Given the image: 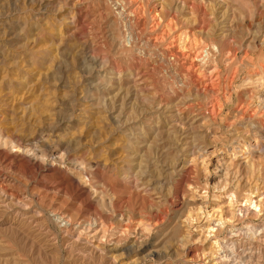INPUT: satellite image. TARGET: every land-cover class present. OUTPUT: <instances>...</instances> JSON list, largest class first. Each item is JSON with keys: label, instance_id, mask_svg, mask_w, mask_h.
<instances>
[{"label": "rangeland", "instance_id": "1", "mask_svg": "<svg viewBox=\"0 0 264 264\" xmlns=\"http://www.w3.org/2000/svg\"><path fill=\"white\" fill-rule=\"evenodd\" d=\"M263 34L264 0H0V264H264Z\"/></svg>", "mask_w": 264, "mask_h": 264}, {"label": "bare ground", "instance_id": "2", "mask_svg": "<svg viewBox=\"0 0 264 264\" xmlns=\"http://www.w3.org/2000/svg\"><path fill=\"white\" fill-rule=\"evenodd\" d=\"M264 35V34H263ZM153 40V39H152ZM154 41H155V39H154ZM151 44V43H150ZM172 46V45H171ZM213 46H214V44H213ZM200 47V46H199ZM211 48V47H210ZM201 49V48H200ZM204 49V48H203ZM207 50H208V48H207ZM217 51L218 52H220V50L219 49H217ZM165 54H170V55H173L174 56V58H175V60L177 61V60H179L180 59V55H179V53L176 51V49L174 48V46H172V47H170V48H166V53ZM193 55H194V58L193 59H195V58H200V55H202L201 54V51H199V49L198 50H196V51H194V53H192ZM208 54L210 55L211 54V52L210 51H208ZM230 54V53H229ZM190 56V55H189ZM247 58V57H246ZM250 58V57H249ZM253 58V57H252ZM250 60H251V58H250ZM181 62V63H180ZM179 65H177V66H175L174 68H173V70L175 71V72H177V74L180 76V79H179V76H178V80H177V82L178 83H181L182 84V86H179V84H178V87H183L184 85H186V86H188L187 84H190L191 85V83H193V82H195V81H203V80H201V78H200V72L198 73L197 72V70H202V72H201V74L203 73V72H205V73H203V74H205V75H207V71H205V68L204 69H201L200 67H198V65L196 64V62H191V60L189 61V59H186V60H183V61H179V63H178ZM258 64V63H257ZM259 65V64H258ZM260 68H259V72H258V75L260 76V78H259V80H260V84H264V82H263V75H264V64H260V66H259ZM217 71V70H216ZM215 71V69L214 70H212L211 72H209L210 74H209V76H208V78L210 77V79H212L215 75H214V73L216 72ZM184 76H186V79H188L190 82L189 83H187L186 81H184L185 80V78H184ZM218 76V75H217ZM205 77H207V76H205ZM177 78V77H176ZM203 79H205V78H203ZM215 79V78H214ZM215 80H218V79H215ZM215 80H213V81H210V83L208 84V85H206L207 87L209 86V87H213L214 86V82H215ZM204 82V81H203ZM208 83V82H207ZM202 84V83H201ZM204 84V83H203ZM202 84V85H203ZM185 86V87H186ZM204 89H206V88H204ZM180 90H182V89H180ZM257 99H258V104H259V106L260 107H263L264 108V88H263V90L261 91V94L257 97ZM215 103H213L212 104V108H214L215 106H216V104L214 105ZM215 110V109H214ZM247 111V110H246ZM14 152H18L19 153V151L17 150V151H14ZM25 153V152H24ZM21 155V154H20ZM31 157V159H30V162H32L33 161V163L34 164H36L37 163V161H38V156H37V154H33L32 156H30ZM58 161V160H57ZM52 165V164H51ZM38 168V166L37 165H31V168ZM39 170V169H38ZM53 175V174H52ZM10 182V181H9ZM6 184V183H5ZM0 187H3L2 185H0ZM7 187V186H6ZM7 190V189H6ZM8 193H5V191L3 190V188L2 189H0V197H3L4 198V202L6 203V201L5 200H7V195ZM14 198V197H13ZM11 199V198H10ZM250 203H252V204H254L255 205V207H257L259 204H261V202H258L257 204H255V202L253 201V198L252 197H249V199H247ZM1 202V201H0ZM22 202V201H21ZM20 202V203H21ZM257 202V201H256ZM252 206V205H251ZM23 207V206H22ZM21 207V208H22ZM259 208V207H258ZM240 210V209H239ZM252 209H250V207L249 208H247L246 209V212L248 213V212H250ZM243 210H241L240 212H242ZM256 211V210H255ZM258 211H260V210H258ZM253 212H254V210H253ZM250 213H252V212H250ZM253 215H256L257 213L255 212V213H252ZM61 216V215H60ZM58 219H61L62 220V222L65 224V228L67 229V231H71V230H76L77 229V227H79V228H82V230H84V231H82V232H85V227L87 228V225L85 226L83 223H78L77 224V226H75L74 225V223L71 221V219H70V217H68V215L66 216V215H64V216H61L60 218H58ZM149 220V219H148ZM141 221H143V220H141ZM92 223V222H91ZM224 223H226V221L225 220H223V219H220L219 220V226H221V225H223ZM90 224V223H89ZM95 224H97V223H95ZM95 224H94V227H95ZM99 224V223H98ZM154 224V223H153ZM158 224V223H157ZM93 225V224H92ZM91 224H90V226H92ZM90 226H89V228H90ZM127 226H128V224H127ZM146 226V225H145ZM144 226V227H145ZM151 226V225H150ZM149 226V227H150ZM93 227V226H92ZM143 227V230L145 229ZM78 228V229H79ZM129 228L130 227H128L126 230H124V232L125 233H127V232H129L130 230H129ZM152 228V227H151ZM151 228H149V229H151ZM102 229H104V227L103 228H100V232H102V234H106L107 233V229L105 228L104 230H102ZM148 229V227H146V229H145V231L146 230H149ZM214 229V228H213ZM99 231V230H98ZM99 232V233H100ZM88 233V232H87ZM98 232H97V235L99 234ZM80 234V233H79ZM94 235V234H93ZM81 236H82V234H80L79 235V238L78 239H80L81 238ZM263 236V235H262ZM103 238V237H102ZM262 238V237H261ZM183 239V238H182ZM84 241V240H83ZM261 241V240H260ZM216 243H217V246H219V248H222L223 247V245L220 243V242H218V241H216ZM84 244V243H83ZM81 245V244H80ZM86 246V245H85ZM105 247H107V246H105ZM115 247V246H114ZM117 247V246H116ZM235 247V246H234ZM233 247V248H234ZM232 248V249H233ZM236 249V248H235ZM260 249V248H259ZM98 250V249H97ZM141 250V249H140ZM222 250H225V249H223L222 248ZM82 251V250H81ZM234 252H236V251H234ZM245 252V251H244ZM93 253V252H92ZM248 253H250V252H248ZM261 253V252H260ZM103 254V253H102ZM90 255V254H89ZM82 256V255H81ZM260 257H262L263 258V254H260L259 255ZM84 257V256H83ZM232 257H234V256H232ZM244 254L242 253V254H240L237 258H239L240 259V261H242L244 258ZM251 258L253 257L252 255L250 256ZM221 259L222 260H220L221 261V263L222 262H225V261H227V260H230L231 258H229L228 259V255L226 254V255H223V256H221ZM238 259V260H239ZM261 259V258H260ZM232 260V259H231ZM230 260V261H231ZM233 260H235V258L233 259ZM236 261V260H235ZM249 261H251V260H249ZM253 261V260H252ZM226 263V262H225ZM236 263V262H235ZM223 264V263H222ZM228 264H229V262H228ZM231 264V263H230ZM257 264H262V263H257Z\"/></svg>", "mask_w": 264, "mask_h": 264}]
</instances>
